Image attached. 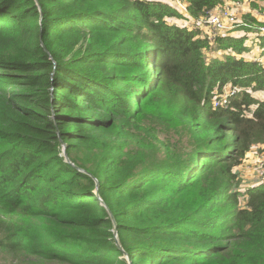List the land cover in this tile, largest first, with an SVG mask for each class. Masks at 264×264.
Listing matches in <instances>:
<instances>
[{"label":"trees","instance_id":"1","mask_svg":"<svg viewBox=\"0 0 264 264\" xmlns=\"http://www.w3.org/2000/svg\"><path fill=\"white\" fill-rule=\"evenodd\" d=\"M187 2L0 0V264H264V182L235 172L264 143V35L211 44L180 22L224 0Z\"/></svg>","mask_w":264,"mask_h":264},{"label":"rangeland","instance_id":"2","mask_svg":"<svg viewBox=\"0 0 264 264\" xmlns=\"http://www.w3.org/2000/svg\"><path fill=\"white\" fill-rule=\"evenodd\" d=\"M164 1L174 4L172 0ZM183 3L187 4L185 0H183ZM224 4L223 8L232 13L237 22L234 28L224 31V33H228L226 36L232 33L234 35L237 34V37H241L247 31L242 30L243 28L254 30L255 27L263 26L248 24L245 22V18L250 15L259 22H264V0H224ZM180 23L189 28L194 27L193 19L187 18L185 22L181 21ZM245 47L246 51L244 53V58L248 60H252L254 56L262 57L264 53L261 51L260 41L253 36H250L246 40ZM251 92L257 100L264 101V89L260 91L251 90ZM235 172L239 175L238 187L242 191L262 184L264 182V143L253 145L243 163L235 168ZM2 258L0 254V262L4 261Z\"/></svg>","mask_w":264,"mask_h":264},{"label":"built area","instance_id":"3","mask_svg":"<svg viewBox=\"0 0 264 264\" xmlns=\"http://www.w3.org/2000/svg\"><path fill=\"white\" fill-rule=\"evenodd\" d=\"M183 3V0H172L173 6L183 15L187 16L189 10V4ZM237 22L232 13L223 7H218L213 11L207 13V15L200 17L198 20H193V26L197 29L200 34L207 38L211 44L214 43L217 38L226 36L228 33L224 31L232 29L236 26ZM258 30L259 34L264 35V26H258L254 28V31ZM264 51V49L262 50ZM262 57L256 59V61H261ZM241 92V89L237 87H225L223 93L214 98L215 108L228 107L231 102V98L237 93Z\"/></svg>","mask_w":264,"mask_h":264},{"label":"water","instance_id":"4","mask_svg":"<svg viewBox=\"0 0 264 264\" xmlns=\"http://www.w3.org/2000/svg\"><path fill=\"white\" fill-rule=\"evenodd\" d=\"M62 153H63V156L65 157V162L70 163L69 158H68V156H67V152H66V147H65V146L63 147V152H62ZM95 197L99 200V202L101 203L102 206H105V203L103 202V200H102V199L100 198V196H99L98 189L95 191ZM105 207H106V206H105ZM112 219H113V218H112ZM113 221H114V220H113ZM114 224H115V222H114ZM114 237H115V240H116V245H117V247H118L121 251L124 252L123 248L119 245V242H118V233H117L116 225H115ZM126 257H127V259L129 260V263H131L129 257L127 256V254H126Z\"/></svg>","mask_w":264,"mask_h":264},{"label":"crops","instance_id":"5","mask_svg":"<svg viewBox=\"0 0 264 264\" xmlns=\"http://www.w3.org/2000/svg\"><path fill=\"white\" fill-rule=\"evenodd\" d=\"M261 51H262V49H261ZM259 57H260V56H254L253 59L256 60V59L259 58Z\"/></svg>","mask_w":264,"mask_h":264}]
</instances>
